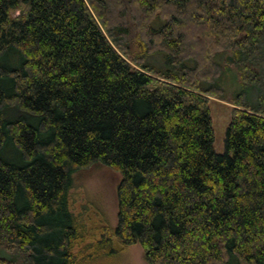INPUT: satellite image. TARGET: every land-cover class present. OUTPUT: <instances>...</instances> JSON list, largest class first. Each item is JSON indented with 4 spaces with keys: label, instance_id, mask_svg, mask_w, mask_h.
<instances>
[{
    "label": "trees",
    "instance_id": "obj_1",
    "mask_svg": "<svg viewBox=\"0 0 264 264\" xmlns=\"http://www.w3.org/2000/svg\"><path fill=\"white\" fill-rule=\"evenodd\" d=\"M127 5L161 68L122 56ZM210 97L234 107L222 154ZM95 164L145 264H264V0H0V264H74Z\"/></svg>",
    "mask_w": 264,
    "mask_h": 264
},
{
    "label": "rangeland",
    "instance_id": "obj_2",
    "mask_svg": "<svg viewBox=\"0 0 264 264\" xmlns=\"http://www.w3.org/2000/svg\"><path fill=\"white\" fill-rule=\"evenodd\" d=\"M133 8L131 5L125 7L128 13L123 22L121 21L130 30L127 55L122 56L134 68L135 57L144 56L145 64L159 69L163 65V62L159 61L162 55L159 53L144 55L140 47L138 42L140 26L137 24L139 17L136 19ZM10 15L15 18L20 13L14 10ZM228 90L225 91L226 97L231 98L240 88L233 85ZM208 106L214 132L213 148L216 153L222 154L226 128L234 107L228 100L222 101L214 97L209 98ZM72 180L67 198L68 209L74 217L78 235L73 249L74 264H145L140 245H123L109 235L110 230L117 225L116 189L121 175L107 166L95 164L74 173Z\"/></svg>",
    "mask_w": 264,
    "mask_h": 264
},
{
    "label": "bare ground",
    "instance_id": "obj_3",
    "mask_svg": "<svg viewBox=\"0 0 264 264\" xmlns=\"http://www.w3.org/2000/svg\"><path fill=\"white\" fill-rule=\"evenodd\" d=\"M225 53V52H224Z\"/></svg>",
    "mask_w": 264,
    "mask_h": 264
}]
</instances>
